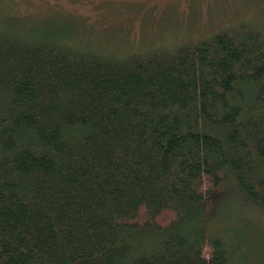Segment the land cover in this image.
<instances>
[{
  "label": "trees",
  "instance_id": "trees-1",
  "mask_svg": "<svg viewBox=\"0 0 264 264\" xmlns=\"http://www.w3.org/2000/svg\"><path fill=\"white\" fill-rule=\"evenodd\" d=\"M5 8L0 264H245L257 226L237 215L264 210V20L120 52Z\"/></svg>",
  "mask_w": 264,
  "mask_h": 264
},
{
  "label": "rangeland",
  "instance_id": "rangeland-1",
  "mask_svg": "<svg viewBox=\"0 0 264 264\" xmlns=\"http://www.w3.org/2000/svg\"><path fill=\"white\" fill-rule=\"evenodd\" d=\"M1 7L38 20L46 13L67 20L79 32L123 52L153 49L208 35L239 20H264V0H0ZM32 16V17H29ZM35 17V18H34ZM255 18V19H253ZM43 20V19H40ZM126 47V48H125ZM149 47V48H148ZM252 225L242 232L245 264H264V210H239ZM259 227V228H258ZM260 230V231H259Z\"/></svg>",
  "mask_w": 264,
  "mask_h": 264
}]
</instances>
